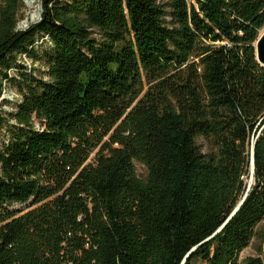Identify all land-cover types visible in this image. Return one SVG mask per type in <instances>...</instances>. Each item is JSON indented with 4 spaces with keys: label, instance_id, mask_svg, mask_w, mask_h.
<instances>
[{
    "label": "trees",
    "instance_id": "trees-1",
    "mask_svg": "<svg viewBox=\"0 0 264 264\" xmlns=\"http://www.w3.org/2000/svg\"><path fill=\"white\" fill-rule=\"evenodd\" d=\"M61 1L0 3V99L51 43L0 113V264H264V0Z\"/></svg>",
    "mask_w": 264,
    "mask_h": 264
},
{
    "label": "rangeland",
    "instance_id": "rangeland-1",
    "mask_svg": "<svg viewBox=\"0 0 264 264\" xmlns=\"http://www.w3.org/2000/svg\"><path fill=\"white\" fill-rule=\"evenodd\" d=\"M2 1L3 0H0V3ZM42 1L43 0H23L24 7L20 12L21 17L18 22L19 30H24L25 27H28L30 25V23L32 22L31 21L32 15L37 14L38 15L37 20L39 19V12H40L39 9L40 8L42 9ZM55 1H59V0H55ZM74 1H79V0H63L61 2H63L64 4L67 2H74ZM37 20L33 21L32 23H35ZM263 30L260 32V34L263 32ZM34 49H35V55L31 57L30 56L20 57L17 62V66L9 71V77L13 80L12 82H7L5 84L4 93L2 95V98L0 99V113H2L4 117H7L8 114L13 112L18 104V101L21 100V97L19 95L18 84L22 82L21 80H23L22 74H26L27 76H31L32 78L46 79L47 68L45 66V61L43 60V58L45 56V53L51 50V43L49 42L48 39L39 40V42L36 43ZM4 137H5V128H3L2 130L0 140L2 141ZM252 143L254 142L252 141ZM250 154H251V149H250ZM137 170L138 173H142L140 166H137ZM244 181L247 187L251 186L253 182L251 178V167L249 169L248 176L244 177ZM27 206L12 205L8 207V210L15 212L24 211L25 209H27ZM254 255L255 253L253 251V247L250 246L243 251V253L241 254V259L253 257Z\"/></svg>",
    "mask_w": 264,
    "mask_h": 264
},
{
    "label": "water",
    "instance_id": "water-1",
    "mask_svg": "<svg viewBox=\"0 0 264 264\" xmlns=\"http://www.w3.org/2000/svg\"><path fill=\"white\" fill-rule=\"evenodd\" d=\"M40 10V12H39V19L35 22V23H37V22H39L40 21V19H41V11H42V9L40 8L39 9ZM35 23H30V25H32V24H35ZM26 28H28V27H25V29ZM254 47H255V49H256V58H257V61H258V63L261 65V66H263L264 67V30H263V32L258 36V39H257V41H256V43L254 44ZM253 150H254V143L252 144V147H251V178H252V180H253V173H254V164H253V160H254V152H253ZM249 189H250V186H248V188H247V191H246V194L244 195V197L242 198V200L239 202V204L237 205V207L234 209V211H233V213L231 214V216H230V218L228 219V221L234 216V214L238 211V209L240 208V206L242 205V203L244 202V200H245V198H246V196H247V193H248V191H249ZM227 221V222H228ZM226 222V223H227ZM225 223V224H226ZM224 224V225H225ZM224 225L218 230V232L224 227Z\"/></svg>",
    "mask_w": 264,
    "mask_h": 264
},
{
    "label": "bare ground",
    "instance_id": "bare-ground-1",
    "mask_svg": "<svg viewBox=\"0 0 264 264\" xmlns=\"http://www.w3.org/2000/svg\"><path fill=\"white\" fill-rule=\"evenodd\" d=\"M37 18H38V15L34 14L31 16V21L33 22V21L37 20Z\"/></svg>",
    "mask_w": 264,
    "mask_h": 264
}]
</instances>
